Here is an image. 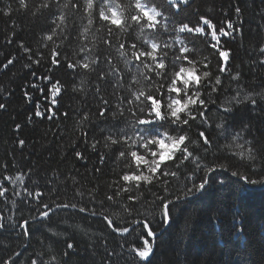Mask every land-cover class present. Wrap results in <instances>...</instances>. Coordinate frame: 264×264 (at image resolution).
<instances>
[{"label": "trees", "instance_id": "16d2710c", "mask_svg": "<svg viewBox=\"0 0 264 264\" xmlns=\"http://www.w3.org/2000/svg\"><path fill=\"white\" fill-rule=\"evenodd\" d=\"M45 2L46 0H28L27 12L23 9L17 11L19 0L0 2V9L5 8L8 3L13 9L8 17L0 11V103L6 104V110H0V178L4 175L15 178L18 173L24 174V185L30 190L33 189V182L42 185L41 190L46 192L44 202L57 200V196L51 192V189H57L59 195L57 202L71 200L78 206L95 208L98 213L103 211L117 222L136 218L140 213H157L156 218L159 222V207L158 202L154 203L155 197L167 195L168 198L174 199L176 195H182L185 191V184L191 188L192 182L185 180L191 168H182L178 180L169 178L171 186L168 193L161 190V182H156L154 185L142 184L138 190L134 185H129L132 190L127 193L121 192L120 197L116 198L119 206H112L111 202H107V195L115 196L114 182L119 180L124 171L129 170L126 167L129 161L115 159L113 153L101 145L100 148L105 155L111 157L106 164L101 165L97 156L92 154L88 147L91 140L98 136V129L94 130L93 125L99 123L97 116L94 115L99 105L92 100L90 94L87 105L81 97L86 92H90L96 82L94 72L77 76L66 68L55 69L56 76L65 82L68 90L64 93L57 117L53 120L34 116V102L39 97L38 92H32V103L24 98L25 85L34 82L35 78L30 75V70L24 67L29 60L27 54L18 49L19 42L22 41L33 50V59H36L37 52L44 55L45 63L39 68L40 74L50 66L48 61L53 47L60 46L59 50L63 56L72 60L79 58L78 49L85 46L86 52L90 53V59L95 58L99 52L107 54L102 43V39L107 38V34L105 30H100V24H95L88 33L80 35L82 25L87 24V20L83 18L82 9L81 11L72 9L71 4L76 3L77 0H55V3L61 6L69 2V7L64 8L63 12L69 17L67 27L71 29L73 23L76 25V28L70 32L71 42L64 39L69 33L61 29L56 30L53 41L45 40L44 36L50 34V29L55 27L52 21L61 12V9L55 6L51 10L42 8ZM120 2L127 6L132 0H120ZM149 4L158 6V10L170 18L169 32L162 35V42L166 41L174 45L168 49L169 58L171 59L176 49L181 46L176 43V38L179 36L187 47L195 49V54L190 58L198 61L196 65L198 75L202 76L203 71H209L212 80L216 76L221 77L223 87L218 93H213L209 100H215L217 105L225 103L235 95L238 87L242 88L241 99L243 94L249 91L264 93V65L260 64L264 56H261L259 51L264 45V0H189L188 5H181L179 11L169 7L170 0H149ZM235 6L242 7L243 34L237 35L235 39H226L224 43L225 47L233 50L232 74L234 75L236 71L241 73L239 85L236 82L229 84V74L219 72V56L208 47L209 36L196 37L187 33H176L173 30L181 21H190L195 25L201 15H207L219 27L226 16L235 19ZM33 12L36 15H32ZM13 20L16 21L15 28L12 26ZM56 22L59 23L58 20ZM161 22L163 23V20ZM118 38L123 40L125 37L122 33L114 32L111 39L117 42ZM7 39H13V43L7 44ZM192 41H195V44ZM111 54L114 65L126 74L125 87H127V82L131 80L132 74H136V69L133 68L132 73L128 74L123 59L118 56L115 49L111 50ZM6 57L15 58L13 65L8 69L2 67V64L6 63ZM205 63L209 65L208 68L203 67ZM101 66L108 67L103 64ZM32 70H36L35 65ZM81 80L89 81L83 85L85 92L73 93V84L80 87ZM144 84L141 79V84L136 87ZM202 91L207 93L210 89H202ZM114 93L119 94L111 87L102 93L105 98L110 99L113 106L116 103ZM229 106L233 107L234 111L225 115L222 111H218L216 106L209 104L210 111L207 115L212 126L206 127L213 146L209 149L206 161L211 163L209 155L213 151L218 152L220 154L212 158L218 162L217 165H227L230 171L246 172L260 180L264 177V171H261L264 165L257 161L254 169L250 162L242 161L238 155L224 153L222 148L233 143L243 144V140L232 141L227 133L221 135L215 124L224 120L231 129L234 122L243 120L250 122L256 128H264V103L258 101L255 109L250 103ZM43 107H46V104L42 101V109ZM85 111L89 113V120H83ZM64 112L69 113L67 117L62 115ZM29 115L33 116L31 121L28 120ZM108 115L110 117L111 113ZM129 118L128 112H125L123 118L117 117L119 120ZM111 122L115 124L117 121ZM17 123L22 125L21 130H15ZM107 126L100 125V127ZM119 126L123 127L124 124L121 123ZM198 130L195 126L192 128L190 135L193 140L197 138L195 133ZM85 133L88 135L85 136ZM18 139L26 141L23 149L18 145ZM245 139L251 137L245 136ZM193 147L194 145L189 144L190 151ZM246 148L247 145L244 149L238 148L236 153L245 151ZM86 149L84 160L75 158V151L84 152ZM197 154L203 155L202 152ZM5 163L8 165L6 171L3 167ZM94 167L100 168V171H94ZM29 169H32L31 173ZM169 170L175 171V165L170 164ZM213 175L214 189L207 190L203 194L184 197L178 202L179 207L172 209L171 215L175 219L171 224L169 226L160 224L159 228H153L158 235L153 254L150 256L151 264H264V209L260 210V213L251 215L248 211L252 210L242 205V199L245 197H250L259 203L264 202L263 193L260 190L247 191L244 183L242 185L239 180L230 177L221 184L222 180L217 173ZM197 176L196 183H199L202 172ZM109 185H112V188H109ZM5 187L9 192L7 197L0 198V215L11 216L13 219H19L21 215L24 218L36 215L38 206L23 204L20 197L13 195L15 190L22 191L19 181L15 186L8 183ZM76 189L83 193V197L75 195ZM90 190L94 191L97 202L105 201L103 208L88 199ZM128 195L140 199L129 201ZM125 205L133 209L132 217H128L123 211ZM139 218L144 217L141 215ZM237 218L242 219L241 228L239 224L236 227L235 222L232 226L230 224L231 219ZM114 226H126V224ZM32 228L30 236L21 235L19 228L7 227L0 230V261L12 257L16 260V264H30V260L39 254L40 259L44 261H50L55 255L60 264H102V260L106 259V250L115 249L121 252L119 245L124 244L123 256L116 261V264H137V258L128 252L132 243L140 246L137 233L122 237L113 232L99 215L94 217L88 213L63 210L52 215L43 224L34 225ZM161 230L163 234H160ZM240 235L244 236L243 240ZM67 242L77 246L69 250L66 248ZM65 251L68 252V256L61 260ZM17 252L21 253L19 257L15 256Z\"/></svg>", "mask_w": 264, "mask_h": 264}, {"label": "snow or ice", "instance_id": "6c2138e0", "mask_svg": "<svg viewBox=\"0 0 264 264\" xmlns=\"http://www.w3.org/2000/svg\"><path fill=\"white\" fill-rule=\"evenodd\" d=\"M188 3L189 0H170L169 7L179 11L181 5L186 6ZM54 6L60 8L61 12L52 21L55 27L50 29V34H46L44 39L49 42L53 41L56 30L61 29L69 33L65 35L64 39L70 43V32L76 28V25L73 23L71 29L67 27L69 17L64 14L63 9L69 7V2L61 6L56 4L55 0H46L41 7L51 10ZM71 7L75 11L82 9L83 18L87 20V24L82 25L81 36L88 33L95 24H100V30L106 31L107 38L102 39V43L107 54L99 52L95 58L90 59V53L86 52L85 46L78 49L79 58L72 60L63 56L59 50L60 46L53 47L48 61L50 66L40 74L39 68L45 63L44 55L37 52L35 53L36 59H33V50L22 41L19 42L18 49L27 54L29 60V63L25 64L24 67L28 68L30 75L35 78L34 82L25 85L23 96L27 102L32 103V92L39 93V97L34 102V116L48 120L57 117L61 100L68 89L65 82L56 76L55 69L66 68L67 71L75 73L77 76L94 72L96 82L90 92H86L81 97L87 105L90 94L92 100L99 105L94 114L99 123L93 125L94 130L98 129V136L91 140L88 147L92 154L97 156L101 165L106 164L107 160L111 158L107 157L101 150V145L104 149L110 150L115 159L129 161L126 165L129 170L124 171L119 180L114 182L116 186L115 196L107 195L106 201L111 202L112 206H119L116 198L120 197L121 192H130L132 189L128 187L129 185H134L138 190L142 184L154 185L156 182H161V190L168 193L171 186L169 178L178 180L181 169L185 167L191 168V171L185 176V180L191 181L192 187L188 188L185 184V191L182 195H176L174 199L168 198L167 195L155 197L154 203L158 202L159 207V222L156 218L157 213H140L137 214L136 218L117 222L103 211L98 213L95 208L78 206L71 200L57 202L59 200L57 189H51L52 194L57 196V200H51L50 203L44 202L46 192L41 190L42 185L33 182V189L30 190L24 185V174L18 173L15 178L4 175L0 178V198H5L8 195L9 189L5 187V184L10 183L15 186L19 181L22 191L15 190L13 195L20 197L23 204H32L38 207H36V215H30L28 218L21 215L19 219H13L11 216L0 215V230L7 227L19 228L21 235L30 236L33 230L32 226L43 224L52 215L63 210L88 213L94 217L99 215L107 223V226L112 228L113 232L122 237L137 233L140 246L132 243L128 252L137 258V264H151L150 256L153 254V247L158 235L156 231H153V228H159L160 224L169 226L175 219L171 215L172 209L179 207V201L184 197L195 196L197 193L203 194L208 190L210 184L215 182L213 174L216 172L223 173L227 170V165L213 163L208 166L204 163L209 149L213 146V141L207 132V127L212 126L209 124V116L207 115L210 111L209 104L211 103L217 107L218 111L228 115L234 111V108L229 105L240 106L250 103L255 109L258 101L264 103V93L249 91L243 94L241 99L242 88L238 87L235 90V95L227 99L225 103L217 105L215 100H209L213 93H218L223 87L221 77L216 76L212 80L209 71H203L202 76L198 75L196 67L198 61L190 58L195 54V49L187 47L185 41L179 36L176 38V43L181 46L173 53V57L169 58L168 49L174 45H170L166 41L162 42V35L169 32L170 18L164 16L155 4L150 6L149 0H132L127 6L122 4L120 0H77L76 3L71 4ZM19 9L27 12L28 0H19L17 11ZM0 11L8 17L13 9L8 3ZM234 13L235 19L226 16L219 27L207 15H201L195 25H192L190 21H181L173 30L176 33H187L196 37L209 36L208 47L218 53L219 56V72L229 74V84L236 82L239 85L241 73L236 71L234 75L232 74L233 50L225 47L224 43L226 39H235L237 35L243 34L242 7L235 6ZM32 15H36V13L33 12ZM57 20L59 23L56 22ZM12 26L15 28V20L12 21ZM114 32L122 33L125 38L123 40L118 38L117 42H114L111 39ZM12 36H15L14 31ZM6 43L12 44L13 39H7ZM192 43L195 44V41ZM112 49H115L118 56L123 59L128 74L132 73L133 68L136 69V74H132L131 80L127 82V87H125V72L113 63ZM259 51L261 56H264V45L260 47ZM14 59V57H6V63H3L2 67L8 69L10 65H13ZM102 64L108 67L104 68L101 66ZM260 64L264 65V59L260 60ZM34 65L36 70H32ZM208 66L207 63L203 64L204 68H208ZM170 69L174 70L170 71ZM141 79L145 84L136 87V85L141 84ZM85 83H89V81L81 80L80 87L73 84V93L85 92L83 87ZM108 87L117 90L119 93H114L116 99L114 106L110 99L102 95ZM202 89H210V91L205 93ZM42 101L46 104L43 109ZM0 110H6L5 103H0ZM125 112L129 113V119H117V117L123 118ZM109 113H111L110 117ZM68 114V112L62 113L64 117H67ZM32 118L33 116L29 115L28 120L31 121ZM83 120H89L87 111L83 113ZM112 120L117 122L113 124ZM197 121L199 122L197 123ZM121 123L124 124L123 127L119 126ZM101 124L108 126L100 127ZM194 126L199 129L195 133L197 137L195 140L190 135ZM215 127L220 130L221 135L227 133L232 141L243 140V144H236L237 148L244 149L247 145L245 151L233 152V156L238 155L242 161L250 162L254 168L257 161L264 165V128H256L250 122L243 120L234 122L231 129L224 120L215 124ZM21 129V124H15V130ZM84 135L87 136L88 133ZM245 136H250L251 139H245ZM189 144L194 145L191 151ZM18 145L23 149L26 141L18 139ZM226 147H230V145ZM86 151L87 149L84 152L75 151V158L84 160ZM201 152L203 155L197 154ZM170 164L175 165V171L169 170ZM3 167L6 171L7 163ZM94 171L99 172L100 168L94 167ZM261 171H264V168H261ZM31 172L32 169H29V173ZM201 172L202 176L199 177V183H196L197 174ZM231 176L236 177L244 184L264 186V177L260 180L250 179L249 176L239 175L236 171H232ZM220 183L223 184V181ZM109 188H112V185H109ZM75 195L83 197V193L79 189L75 190ZM88 199L93 204L98 203L100 208L104 207L105 201L97 202L94 191H89ZM127 199L139 201L140 198L128 195ZM123 211L128 217L133 216V209L128 208L127 205L123 207ZM141 215L144 217L143 219L139 218ZM119 224H126V226H114ZM160 234H163V230ZM76 246L72 242L66 243V248L69 250ZM119 247L121 252H117L115 249L106 250V259L102 260V264H116V261H119L123 256L125 245L120 244ZM20 255L19 252L15 253L16 257ZM67 256L68 252L65 251L61 260ZM0 264H16V260L9 257L8 260L0 261ZM30 264H60V262L55 255L51 257L50 261H44L37 254L36 258L30 260Z\"/></svg>", "mask_w": 264, "mask_h": 264}, {"label": "bare ground", "instance_id": "6f19581e", "mask_svg": "<svg viewBox=\"0 0 264 264\" xmlns=\"http://www.w3.org/2000/svg\"><path fill=\"white\" fill-rule=\"evenodd\" d=\"M230 139H231V137H230ZM238 148L236 147V143H233V144H230V147H225V148H222V150L224 151V153H226V154H232L233 152H236V150H237ZM213 154V155H212ZM220 153H218V152H212L210 155H209V158H210V156H211V163L210 162H208V161H204V163L206 164V165H208V166H211L213 163L214 164H216V163H218L217 161H215V160H213L212 158H214V156H217V155H219ZM219 165H221V164H219ZM254 169H256V167L254 168ZM231 172L232 171H230V170H226V171H224L223 173H220V172H216L217 173V175L219 176V178H220V180H224V181H226L229 177L230 178H234V179H237L236 177H233V176H231ZM239 175H247V176H249V178L250 179H255V180H258V179H256L255 177H252L249 173H246V172H239L238 173ZM222 178V179H221ZM238 180V179H237ZM241 182V184L243 185V182L242 181H240ZM214 184L213 183H211L210 184V187L208 188V190H212V189H214L212 186H213ZM244 187L246 188V190L247 191H254V190H260L262 193H263V197L262 198H264V186H262V185H260V184H257V185H255V186H252V185H248V184H244ZM214 191V190H213ZM242 205H244V207L245 208H248L249 207V209L248 210H252V211H248V213L249 214H251V215H253V214H255V213H260L259 211L260 210H262L263 211V209H264V202L263 201H260V203L258 202V201H255V200H253L252 198H243L242 199ZM224 206H225V204H224ZM257 216H259V215H257ZM242 217V216H241ZM240 220H242L241 218L240 219H235V220H230L231 222H230V224H231V226H232V224L235 222V223H237L236 224V227L238 226V224H239V226H240V228H241V223H242V221H240ZM234 231V230H233ZM232 237H233V235H232ZM239 237H241V239L243 238L244 239V236H242V235H240ZM236 238V237H235ZM233 239V238H232ZM242 239V240H243Z\"/></svg>", "mask_w": 264, "mask_h": 264}]
</instances>
